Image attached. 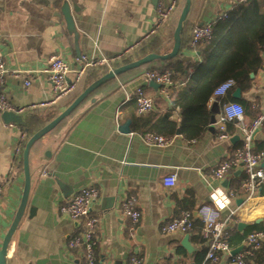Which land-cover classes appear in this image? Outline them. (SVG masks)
<instances>
[{
  "label": "crops",
  "instance_id": "1",
  "mask_svg": "<svg viewBox=\"0 0 264 264\" xmlns=\"http://www.w3.org/2000/svg\"><path fill=\"white\" fill-rule=\"evenodd\" d=\"M195 1V16L191 24L186 27L184 24L181 35L184 49L180 56L185 63L197 61L195 50H190L193 30L224 20L236 3V0ZM172 2L76 0L78 12L69 6L73 26L69 30L61 14L64 1L0 0V57L6 71L0 95L12 107L25 110L9 117L0 112V197L6 194L0 201V213L7 212L9 216L0 242L21 198L23 175L18 155L25 143L109 70L151 54L148 50L170 33L173 15L151 34L158 22L157 10ZM51 56L69 63L72 72L68 81L74 79L82 59L107 60L108 64L88 68L74 92L48 105L54 95L43 71ZM136 70L102 85L32 147L28 204L10 243V264H86L84 246L69 248L70 241L83 228L61 215L59 209L88 188L98 194L90 215L96 221L92 236L97 264H128L134 254H138L141 264H201L207 243L200 244L197 233L161 232L163 226L187 212L179 206L187 192H191L189 204L194 206L193 215L188 212L191 219L200 221L199 210L204 206L214 209L213 198L224 203L218 220L229 232L228 245L234 230L244 239L242 250L249 235L263 234L264 182L249 197L241 186L244 180L241 167L233 168L223 180L214 177L216 168L231 160L242 147L246 134L237 124L229 123L227 137L220 138L221 103L209 101L214 126L212 132L208 130L197 141L175 135L164 147H150L143 135L119 133L118 128L127 121L132 131L130 99L137 89L153 100L155 113L151 114L160 118L169 112L172 120L178 119L171 109V97L183 86L172 85L167 97L160 96L159 86L146 78L150 71ZM18 72L29 73V87L14 78ZM251 79L248 91L237 88L240 96L234 97L235 89L229 97L231 102L245 105L246 132L264 114V72L261 70ZM81 89L84 90L75 96ZM18 117H23L24 124L15 123ZM249 135L252 154L260 157L259 166L264 171V127L251 130ZM171 175L176 176V185L163 187L162 180ZM128 198L135 200L140 214L136 230L138 252L128 237V220L122 210ZM240 223L246 226L242 233L237 231ZM185 236L189 237L190 251L181 245ZM232 258L224 255L216 264H230Z\"/></svg>",
  "mask_w": 264,
  "mask_h": 264
},
{
  "label": "built area",
  "instance_id": "2",
  "mask_svg": "<svg viewBox=\"0 0 264 264\" xmlns=\"http://www.w3.org/2000/svg\"><path fill=\"white\" fill-rule=\"evenodd\" d=\"M66 2L67 0H59ZM173 2L168 6L166 10H157L158 22L155 28L152 30L153 34L159 27L165 23L169 16L175 9V3ZM241 3H245L246 0H240ZM212 36V27L207 25L205 27L195 28L192 33L190 41V50H195L199 45L207 43ZM107 60H100L97 62L87 61L82 59L79 61V67L74 72L75 76L72 81H68V75L72 72V69L68 62L57 56H51L46 62V69L43 71L47 76L53 92V100L48 105L57 103L65 98L67 95L75 91L78 82L88 68L92 66L107 65ZM6 74L4 62L0 57V91L3 85V79ZM14 78L20 80L24 87H29L30 76L29 73H15ZM146 78L159 86L158 94L163 97L168 96V90L172 86L171 75L165 70H153L146 74ZM237 89V83L234 81H226L220 84L211 95V101H217L222 104V113L218 121V131L221 133L220 138L225 139L227 137L226 126L228 123H235L246 133L244 136V143L242 147L236 150L231 158L227 162L220 164L215 172L214 177L217 180H223L228 176L233 168L241 167L244 175L242 182V188H245L249 197L253 196L259 185L264 182V171L260 168V157L252 154L250 147V135L251 130L264 127V114L258 116L249 132H246L244 124V112L243 108L229 100L232 91ZM136 104V112L139 115L147 113H155L154 102L148 98L141 89H137L134 92L133 98L130 99ZM45 106V105H43ZM24 109H17L9 105L5 99L0 95V112L19 115L23 113ZM145 144L150 147H164L169 143L170 139L158 137L154 134H146L142 136ZM162 185L165 188H173L176 185V176H167L162 180ZM97 191L93 188H88L75 194L71 200H69L63 207L59 209L61 215L66 216L71 221L81 225L83 232L77 235L69 243V248L76 249L84 246L86 264H97L94 257V242L92 232L96 221L90 218L92 213L93 204L97 198ZM215 208L204 206L199 210L200 221L202 223L201 237L207 243L206 260L216 264L220 261L224 255H230L231 251L228 245L229 232L226 230L224 224L218 220L219 213L224 211L225 205L220 200L213 198ZM123 214L128 220V237L134 245H136V230L140 221V214L136 209V202L133 198H128L123 204ZM194 224L191 216L188 212H182L180 216L161 228L163 234H188L193 231ZM264 239V235L261 233H253L249 235L245 241L244 249L235 257L232 258L230 264H250L249 258L255 256L260 250L261 243ZM137 245L135 250H137ZM138 252V250H137ZM142 260L138 254H134L128 264H141Z\"/></svg>",
  "mask_w": 264,
  "mask_h": 264
},
{
  "label": "trees",
  "instance_id": "3",
  "mask_svg": "<svg viewBox=\"0 0 264 264\" xmlns=\"http://www.w3.org/2000/svg\"><path fill=\"white\" fill-rule=\"evenodd\" d=\"M183 2L184 0L180 1L173 11L170 33L164 35L157 45L148 50V53L160 55L171 50L173 32ZM196 8L197 1L194 0L185 27L191 24ZM210 25L212 36L207 43L201 44L195 49L196 62L185 63L179 54L173 60L148 64L135 71H152L158 66L157 70H165L170 73L172 85L183 87L171 97V109L177 113V120H172L169 112L160 118L151 113L138 115L135 102H130L133 120L132 131H130L132 133L154 134L158 137L171 139L179 132L183 140H200L209 130L211 124L212 114L208 105L212 92L226 81L236 82L237 88L243 91H248L251 88L252 79L250 76H257L264 64V0H246L244 4L240 0H236L224 20H217ZM183 49L181 40L180 52ZM83 90H78L75 96ZM239 105L244 111L245 105L243 103ZM26 132H28L27 128ZM18 156V163L21 167V155ZM236 190L234 189V191ZM191 195V192H187L184 200L179 202V206L181 211H187L193 215L194 206L189 204ZM192 220L193 231L197 233L199 243L202 244L204 241L201 237L202 223L194 218ZM243 242L244 239L234 230L229 240L230 251L240 247ZM206 254L207 249L201 254V264H214L206 260ZM248 262L264 264V240L260 250L254 257L249 258Z\"/></svg>",
  "mask_w": 264,
  "mask_h": 264
},
{
  "label": "water",
  "instance_id": "4",
  "mask_svg": "<svg viewBox=\"0 0 264 264\" xmlns=\"http://www.w3.org/2000/svg\"><path fill=\"white\" fill-rule=\"evenodd\" d=\"M72 6L73 12H78V6L76 5V0H67L65 3H63L61 8V14L64 18L65 23L67 24V28L70 30V28H73L72 26V18L69 11V6ZM192 5V0H184L180 15L178 17V20L176 22V26L173 32V46L171 50L166 51L162 54H147L146 56L140 58L139 60H136L134 62L128 63V61L124 62V65H121L118 68H112L109 70L105 75H103L101 78H99L97 81L92 83L89 87H87L61 114H59L54 120H52L49 124L38 130L35 134H33L28 141L25 143L22 153H21V164H22V175H23V188H22V194L19 201L18 208L15 212V215L13 217V220L7 229L6 233L4 234L1 242H0V264H10L9 260V249H10V243L12 241V238L22 221L27 204H28V198H29V192H30V170H29V155L32 147L40 141L42 138H44L46 135H48L50 132H52L61 122H63L67 117L70 116V114L84 101L86 100L92 93H94L98 88H100L102 85L114 81L117 77H119L122 74H125L127 72L139 69L142 66L152 64V63H163L170 60L175 59L179 56L180 50H181V35L183 31L184 24L187 21L190 9ZM168 6H164L163 10H166ZM73 30V29H72ZM71 30V31H72ZM264 57V55H263ZM262 71L264 72V64L262 67ZM250 78H253V75L250 76ZM240 96V90L236 89L234 93V97L238 98ZM7 117H9V114H6ZM16 124H24L23 117H18L15 120ZM130 121L125 122L123 125H121L118 128L119 133L123 135H131L132 132L129 129ZM214 126V118L211 119V124L209 128V132H212V127ZM176 136H179V132H177ZM32 216V210L29 211V217ZM246 226L242 223L238 224L237 231L239 233H242L244 228ZM188 236L184 237V240L182 241L181 245L186 250L190 251V246L188 243ZM242 251V247L232 251L230 255L232 257H235Z\"/></svg>",
  "mask_w": 264,
  "mask_h": 264
},
{
  "label": "rangeland",
  "instance_id": "5",
  "mask_svg": "<svg viewBox=\"0 0 264 264\" xmlns=\"http://www.w3.org/2000/svg\"><path fill=\"white\" fill-rule=\"evenodd\" d=\"M5 198H6V194H4L2 197H0V201L4 200ZM8 200H7L8 204H10V198H8ZM6 214H7V212L0 213V238H1V234H3L5 231L4 230L5 224L9 221V216Z\"/></svg>",
  "mask_w": 264,
  "mask_h": 264
}]
</instances>
